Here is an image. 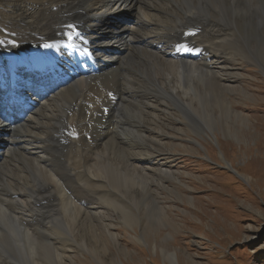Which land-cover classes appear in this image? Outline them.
<instances>
[{"label": "bare ground", "instance_id": "1", "mask_svg": "<svg viewBox=\"0 0 264 264\" xmlns=\"http://www.w3.org/2000/svg\"><path fill=\"white\" fill-rule=\"evenodd\" d=\"M124 13L133 21L121 23ZM0 34L16 40L0 46V114L14 97L25 117L0 116V264H68L72 248L107 249L99 235L119 246L105 204L131 226L138 211L113 190L150 197L154 174L173 175L152 160L169 159L163 137L182 123L213 135L232 115L216 94L237 57L264 73V0H0ZM72 35L96 52L94 71L62 65Z\"/></svg>", "mask_w": 264, "mask_h": 264}, {"label": "rangeland", "instance_id": "2", "mask_svg": "<svg viewBox=\"0 0 264 264\" xmlns=\"http://www.w3.org/2000/svg\"><path fill=\"white\" fill-rule=\"evenodd\" d=\"M15 41L0 34L3 48L16 46ZM237 58L229 68L236 76L216 94L233 116H219L213 135L199 137L182 123L163 137L169 159L155 155L152 160L173 175L154 174L150 197L127 202L113 190L119 204L138 211L135 224L124 223L119 211L105 204L119 246L99 235L107 249L72 248L68 264H264V73L250 58ZM199 118L203 122L202 114ZM163 249L174 252L176 262L165 258Z\"/></svg>", "mask_w": 264, "mask_h": 264}]
</instances>
